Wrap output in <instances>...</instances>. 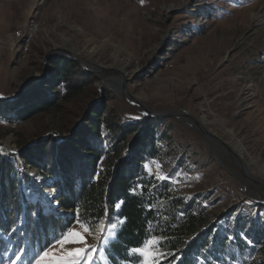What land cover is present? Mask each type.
<instances>
[{
  "label": "rangeland",
  "instance_id": "obj_1",
  "mask_svg": "<svg viewBox=\"0 0 264 264\" xmlns=\"http://www.w3.org/2000/svg\"><path fill=\"white\" fill-rule=\"evenodd\" d=\"M31 19L38 27L26 49L15 36ZM50 57L76 61L97 82L60 110L0 121V148L16 154L41 136H68L82 107L96 102L165 133L172 170L158 162L150 171L181 195H199L212 216L241 206L264 214V0H0V90L11 97L0 106L24 95L27 78L52 77ZM24 166V197L49 213L29 197L25 172L59 201L51 177Z\"/></svg>",
  "mask_w": 264,
  "mask_h": 264
},
{
  "label": "trees",
  "instance_id": "obj_2",
  "mask_svg": "<svg viewBox=\"0 0 264 264\" xmlns=\"http://www.w3.org/2000/svg\"><path fill=\"white\" fill-rule=\"evenodd\" d=\"M50 59L53 78L31 79L17 103L0 106V121L18 123L60 110L83 94L88 82H97L96 74L74 60ZM86 109L70 135L51 133L19 156L6 148L0 152V259L23 250L17 264H27L73 218L45 213L26 200L17 173L23 159L51 177L62 207L118 224L116 238L103 245L107 264H135L129 250L153 236L163 238L160 248L169 255L168 264L264 263V214L241 206L212 216L199 195H181L171 179L150 171L156 162L172 170L165 133L159 135L146 121H122L96 102Z\"/></svg>",
  "mask_w": 264,
  "mask_h": 264
},
{
  "label": "snow or ice",
  "instance_id": "obj_3",
  "mask_svg": "<svg viewBox=\"0 0 264 264\" xmlns=\"http://www.w3.org/2000/svg\"><path fill=\"white\" fill-rule=\"evenodd\" d=\"M3 151L0 148V152ZM156 165L159 169L158 162ZM157 178L163 180L167 177L161 172ZM120 206V203L115 205L116 208ZM117 227V223L106 222L103 218L89 219L80 209H76L72 220L65 225V230L37 252L27 264H107V249L102 245H109L116 238ZM162 239L153 236L146 239L142 246L130 249L129 254L134 256L135 264H160L161 259H166V254L160 250ZM22 254L23 250L15 256L11 264L21 261ZM173 259H176L174 254Z\"/></svg>",
  "mask_w": 264,
  "mask_h": 264
},
{
  "label": "bare ground",
  "instance_id": "obj_4",
  "mask_svg": "<svg viewBox=\"0 0 264 264\" xmlns=\"http://www.w3.org/2000/svg\"><path fill=\"white\" fill-rule=\"evenodd\" d=\"M27 25L24 27H21L17 32L15 39H20L22 44L26 49L29 48L30 42L32 40L33 35L37 31V23L36 20L31 19V21L26 23ZM94 53V52H93ZM234 135V134H233ZM35 171L32 169H26L25 177H26V183L27 188L29 190V197L33 200H40L43 203V206L46 209V211H53V212H59V208H57V205L60 203L59 201H56L54 198V191L46 189V187H43L41 184H39V179L35 177ZM61 212V211H60ZM62 213V212H61ZM64 214V213H62Z\"/></svg>",
  "mask_w": 264,
  "mask_h": 264
},
{
  "label": "water",
  "instance_id": "obj_5",
  "mask_svg": "<svg viewBox=\"0 0 264 264\" xmlns=\"http://www.w3.org/2000/svg\"><path fill=\"white\" fill-rule=\"evenodd\" d=\"M39 77L38 76H34V77H29V78H27L26 80H25V82L23 83V87L31 80V79H38ZM22 87V88H23ZM126 91V90H125ZM130 95V94H129ZM130 97H131V99H133L134 100V102L135 103H137L142 109H144V110H146L148 113H151V114H155V113H153V112H151V111H149L148 109H146V107L143 105V104H141L140 102H138L137 101V99L135 98V97H133L132 95H130ZM9 98H11V97H6V96H4L1 92H0V100H7V99H9ZM162 115V114H161ZM179 115H181V114H179ZM178 114H175L174 116H179ZM186 116H188L189 118H191L194 122H195V124H197L198 125V127L200 128V129H202L203 131H204V128L191 116V115H186ZM45 136H41V137H39L38 139H36V140H34V141H32L31 142V144H33V143H35L37 140H39V139H42V138H44ZM30 145V144H29ZM28 145V146H29ZM25 147H23L22 149H24ZM20 151L21 150H19V153H20ZM18 153V150L16 151V154ZM18 153V154H19ZM21 164H23V165H25L24 167H31L32 168V166L30 165V164H27L26 163V161L25 160H21ZM259 187H260V189L264 192V186L263 185H259ZM57 196V198L58 199H60V196H59V194H57L56 195ZM55 198V197H54ZM56 199V198H55ZM260 200V199H259ZM59 202H60V200H59ZM57 208H59V212H53V211H50L49 213H53V214H55V215H58V216H66V217H71V216H73L74 214H73V210H67V209H65L64 207H62L61 205H60V203L57 205ZM62 213H64V214H62Z\"/></svg>",
  "mask_w": 264,
  "mask_h": 264
}]
</instances>
